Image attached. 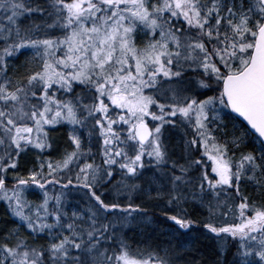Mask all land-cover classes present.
<instances>
[{
    "label": "snow or ice",
    "instance_id": "snow-or-ice-1",
    "mask_svg": "<svg viewBox=\"0 0 264 264\" xmlns=\"http://www.w3.org/2000/svg\"><path fill=\"white\" fill-rule=\"evenodd\" d=\"M0 264H264V0H0Z\"/></svg>",
    "mask_w": 264,
    "mask_h": 264
},
{
    "label": "trees",
    "instance_id": "trees-1",
    "mask_svg": "<svg viewBox=\"0 0 264 264\" xmlns=\"http://www.w3.org/2000/svg\"><path fill=\"white\" fill-rule=\"evenodd\" d=\"M206 246L204 248H202L201 250L204 252H208L209 248H210V244H208L207 242H205Z\"/></svg>",
    "mask_w": 264,
    "mask_h": 264
},
{
    "label": "rangeland",
    "instance_id": "rangeland-1",
    "mask_svg": "<svg viewBox=\"0 0 264 264\" xmlns=\"http://www.w3.org/2000/svg\"><path fill=\"white\" fill-rule=\"evenodd\" d=\"M138 243H140L139 237H137V238L135 239V242L133 243V247H135L136 244H138ZM141 246H142V245H141Z\"/></svg>",
    "mask_w": 264,
    "mask_h": 264
}]
</instances>
